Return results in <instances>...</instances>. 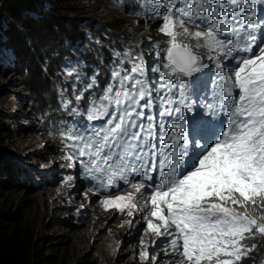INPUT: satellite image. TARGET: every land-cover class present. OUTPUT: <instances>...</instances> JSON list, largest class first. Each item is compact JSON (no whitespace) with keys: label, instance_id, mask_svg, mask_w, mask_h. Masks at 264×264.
Returning a JSON list of instances; mask_svg holds the SVG:
<instances>
[{"label":"snow or ice","instance_id":"snow-or-ice-1","mask_svg":"<svg viewBox=\"0 0 264 264\" xmlns=\"http://www.w3.org/2000/svg\"><path fill=\"white\" fill-rule=\"evenodd\" d=\"M134 8L161 21L158 62L148 68L142 55L113 50L103 88L78 59L61 66L59 105L71 119L53 123L63 159L98 177V192L117 182L133 190L102 204L146 213L144 231L161 251L150 255L141 240V261L264 264V254L251 256L264 237V214H252L264 213V0Z\"/></svg>","mask_w":264,"mask_h":264},{"label":"trees","instance_id":"trees-1","mask_svg":"<svg viewBox=\"0 0 264 264\" xmlns=\"http://www.w3.org/2000/svg\"><path fill=\"white\" fill-rule=\"evenodd\" d=\"M49 1L46 4L43 0H0V40L7 39V43L3 46V49L0 47V75L5 77V79L13 78L17 87L15 89H19V92L23 93L21 96L30 105L31 112L39 113L41 116H46L49 113L62 115V113L59 112L54 102L56 101V97L54 85L51 81L54 74L42 68L41 65L28 62L27 58L33 55L36 42L39 44L49 34L54 32V35H56L61 30L64 31L60 37L62 42L58 40L57 44L62 43L63 48H67V51H69V49H72L77 44H82L85 36L82 27L91 24L94 20L96 21L95 16L98 15L97 10H91L88 5L79 2L80 0H73V8L69 6L70 2L66 3L61 0ZM46 7H49L47 11ZM26 8L37 11L43 18L40 20L39 16L24 12L23 9ZM116 19V22H107L109 25L105 29L112 32L115 31L118 34L129 30L126 27L129 24H127L124 18L120 19L116 17ZM21 21L25 22L23 27L26 31L19 37L18 43L17 37L21 32L19 28ZM69 27H79L82 37H71L69 34H66L64 28L69 29ZM13 28L15 30H10ZM30 30L33 32L32 36L28 35L32 33ZM131 31L132 29L128 32ZM103 35L102 31L100 37L104 38ZM11 42L13 46H10ZM9 49L12 52H8L7 50ZM50 49L53 51L55 59L62 63L64 53L57 51L53 46H50ZM61 81L59 80L58 82L60 83ZM13 83L11 82L10 84ZM1 86L3 87V85ZM5 92H0V98H3L2 96L5 95ZM0 118V219L2 217L0 224L8 221L4 223L5 225L2 223L0 228L3 226L7 227L6 234H10L11 232L12 235L9 240L10 242H8L4 238V231L0 230V233H2V235L0 234V264H72V256L70 254L69 256L67 250L64 248L67 245L66 240L58 239L55 244L49 241L50 250L46 253L41 246L42 240L40 239L43 238H38L34 235L33 228L30 226L28 219L24 222L20 221V230L16 229L18 219L28 217L31 214L27 208L31 209L35 205L33 198L37 195V191L34 187L26 186V181H22L21 175L26 168L21 161H14L9 144L6 141L14 136L15 133L7 128L8 122L1 111ZM56 140H61L59 135L56 137ZM30 168L33 167L31 166ZM39 203L42 202L39 201ZM23 205L24 207L21 208ZM20 211L22 212L19 213ZM33 212L35 213L36 210ZM10 221L13 223L11 224ZM34 230L36 231V226H34ZM28 234L30 235L27 236ZM32 239L34 240L33 243L32 241L30 242ZM262 241L264 243V238ZM61 244L64 245L63 248H57ZM241 264H251V262H241Z\"/></svg>","mask_w":264,"mask_h":264},{"label":"rangeland","instance_id":"rangeland-1","mask_svg":"<svg viewBox=\"0 0 264 264\" xmlns=\"http://www.w3.org/2000/svg\"><path fill=\"white\" fill-rule=\"evenodd\" d=\"M79 2L88 5L91 10H97L98 15L95 16L97 20L95 22L100 23L98 26L102 29L103 34L107 22L117 21V13L106 7L107 5L104 3V0H80ZM129 18L130 20L127 23L133 24L131 23L133 18ZM24 23V21L19 23V28L21 29L20 36L26 31L23 27ZM149 30H151V33H155L151 24ZM31 34L33 35V32L28 35ZM92 45H89L88 48ZM37 47L39 46L37 45ZM65 49L67 50V48ZM7 51L12 52L11 50ZM27 59L31 63L40 61L34 54ZM67 59L69 57L63 54L62 61ZM90 70L88 67L83 73L89 74ZM0 78V85H6L7 90L5 95L2 96L3 98H0V111L6 118L7 124L11 127L9 130L15 133L14 136L7 140L13 156L12 158L14 161H21L24 163V166L32 165L33 168H26V170H31L33 176H35V180L38 182L35 183V188L40 186L36 190L37 195L33 198V202H42L39 203V210L37 212V207L31 209V214L26 218L30 223L34 222L36 224L38 236L43 234L45 236L62 235L68 237L72 241L71 249L75 254V264H84L85 262H90V264H146L138 258L139 251L144 247L140 243V233L142 231L139 228L134 229L133 226L137 224L129 223L132 222V216L128 215L127 224H123L119 220H107L110 214L109 212L104 213L100 217L93 215L96 214L94 211L87 214L84 211V207L87 209L89 203L87 201H79V203H76L77 199L68 195V193H71L72 185L70 182L72 181L66 182L64 178L77 174H70L67 171L68 166L56 162L58 157L55 155L54 148H56L55 137L59 135V128L55 127L54 129L44 130L46 125L42 124L43 126L41 125L39 130L30 125L29 130L23 133L24 130H22L21 126L28 128L29 124H31L27 122L30 112L25 110V108L21 109V105L26 103L23 96H21L23 93L18 92L7 79L3 80L2 77ZM54 92L57 101L59 100V95L55 89ZM60 113L62 115L58 114L57 116L60 123H64L67 116L63 112ZM43 145L47 149H43ZM34 166L38 168L40 173L35 172ZM60 171L63 177H61ZM72 177L74 182L78 181L77 176ZM23 207L24 205L21 208ZM34 210H36L35 213L33 212ZM252 214L259 216L264 213L260 209H257ZM263 238L257 237V241L255 242H260L262 247L257 252L251 253L252 257L258 258V254H264ZM136 242L137 244L134 245ZM252 242L254 241H248V243ZM145 243L150 246L152 242L145 239ZM156 252L158 251H151L150 253L151 255H155ZM247 261L251 260L246 258L242 262ZM162 264H168V261Z\"/></svg>","mask_w":264,"mask_h":264},{"label":"bare ground","instance_id":"bare-ground-1","mask_svg":"<svg viewBox=\"0 0 264 264\" xmlns=\"http://www.w3.org/2000/svg\"><path fill=\"white\" fill-rule=\"evenodd\" d=\"M16 1H18V0H16ZM61 1L66 2V3L70 2L69 6L71 8H73V6H74V3H73L74 1L73 0H61ZM108 1H111L112 4H110V5L107 4L106 7L111 9V10H113V12L117 13V15H118L117 18H120V19L124 18V20H126V22L128 20H130L129 17L133 18V21L131 22L133 24H129L128 26H126V27H128L129 30H127L125 32L122 31L120 34H118L115 31H113V33L117 36V38H116V40L114 42H112L109 45V50H108L109 55H106L105 52H103L104 46L101 45V41L103 40V38L100 37L101 34H102V31H101V29L98 26L100 23L95 22V20L91 24H88V25L82 27V31L85 34V36H84V38L82 40V44L81 43L77 44L76 46L72 47V49H69V51H67L65 48H63V44L62 43H58L57 44L58 40H60L61 34L64 33V31H61V30L59 32H57L56 35H54V32L52 34H49L48 37L46 39H42L39 44H37V42H36V47H35V50H34L33 54L36 55L40 59V61H38L36 64L37 65H41L42 68L46 69L47 71H51L54 74L53 79L51 81H52V83L54 85L55 91L60 96V99H61V97L63 95V93H61V89L66 87L65 81L62 78L61 66L62 65H66L68 61H70V60L74 61V60L78 59L80 61L81 69H83L82 73L88 67L91 69L90 73H89V76H91L94 72L99 71L100 75L98 76V81H99L100 87L103 88L104 85L107 83V79H106L107 75H108L107 68H108L109 62L112 60V55H110V53L112 52L113 45H114V50L121 51V52H123L125 50L138 49L139 53H137V54L138 55L143 54L145 56L144 61H145L146 65H147V67L151 68L152 65H153V62L157 61V57L155 56V51H156V47L155 46L156 45H160L161 47H163L164 46L163 42H165L168 39L164 34L160 33L159 30H158L157 25L160 24V22H161L159 19L154 18V17H148V16H145L143 14H137L141 10L134 8V5L136 4V0H108ZM43 2H46V4H48V2H50V1L49 0H43ZM48 8L49 7L45 8L46 11L48 10ZM126 9H131V10H126ZM23 11L26 12V13H31V14H33L35 16H39L40 20L43 18L37 11L29 10L28 8L23 9ZM150 24H151L152 29L155 31V33H151V30H149ZM108 25L109 24L105 25V27L108 28ZM124 26H122V27H124ZM131 29H132V31L128 32ZM10 30H15V29L13 28V29H10ZM64 30H66V34H69L71 37H82V32H79V27H69V29L64 28ZM19 37H20V35L18 34V37H17L18 43H19ZM6 40L7 39L0 40V47H2V49H3V46L7 43ZM60 42H62V40H60ZM91 44H93V45L88 48V46L91 45ZM37 45L39 47H37ZM10 46H13L12 42H11ZM50 46H53V47H55V49L57 51H61L64 54H66L69 57V59L63 60L62 63L59 60L55 59L54 53L50 49ZM61 48H63L64 50L61 49ZM199 51L202 52L203 50L201 49ZM150 53H151V55H149ZM102 55H103V58L101 59ZM101 62H102V64H101ZM0 77H2L3 80L5 79V77H3L1 75H0ZM7 80H8L9 83L14 82L11 85L14 86L15 88H17L15 80L13 78L7 79ZM59 80H62V81L59 83L58 82ZM0 81H1V78H0ZM0 89H2V90H0V92L7 91L6 90V85L5 86L3 85V87L1 86ZM17 91L19 92V89H17ZM60 99L57 100V101H54V102L56 103L59 112H62L61 109H60V105H59ZM21 106H22L21 109L25 108V110L30 112L28 114L27 122L31 123V124H29L28 128H26L24 126H21L22 130H24L23 133H25V131L29 130L30 125L32 127H35L36 129H39V130H40V126L42 124L46 125V128L44 130H47V129L50 130V129H54L55 128L53 121L54 120H59L57 115L49 113L46 116H41L39 113H32L29 104L25 103V104H22ZM70 119H71V117L67 116V119L65 120V122L69 121ZM77 119H81V117H77ZM27 122H26V124H27ZM6 126H7L8 129H11L10 125H6ZM55 139H56V137H55ZM55 141H56V148H54V150H55V155L58 157L56 162L58 164L63 163L66 166H68L67 171L70 174H77V175H71V176H77L76 178H78L77 182H74V179H72V182H70L71 185H72L71 186V193H68V195H70L72 198L77 199L76 203H79V201H83V202L87 201V203H89V207H87V209H86V207H84V211H86L87 214H89V213L94 211V212H96V214H93V215H97L98 217H100L104 213L109 212L110 214H109V217L107 218V220H109V221L110 220L111 221L119 220L123 224H127V220H128V210L127 209H125L123 212L118 211L115 207H109V208L106 209L103 206L102 201L105 198H108V197H115V196H119V195H125L128 192L133 191V190L129 186L124 185L121 182H117L118 187L112 188V189H106V190H102V191L98 192L97 181H98L99 178L97 177L96 179H91V176H92L91 173H89L88 177L86 178L85 173L83 172L82 169H78L76 167H71L70 168L69 164L72 163V162L63 159V157L66 154L65 150L63 148V143L64 142H62L61 140L60 141L59 140H55ZM42 148L43 149H47V148L44 147V145L42 146ZM44 154H46V153H44ZM31 166L32 165L24 166V167L25 168H30ZM35 172L40 173V171L36 167H35ZM35 175H39V174H35ZM60 175H61V177H63V174H62L61 171H60ZM21 179H22V181H26V186H28V187H34L35 188V183H38L35 180L36 178H35V176H33L32 171H29L28 169L25 170L22 173ZM39 187L40 186L36 187L37 189L36 188L35 189L38 190ZM20 191H22V190H20ZM140 203H142V201H138V205ZM34 204L35 205H33L31 207V209H34V208L37 207L36 209H37V212H38V210H39V201L38 202H34ZM27 209L31 211V209H29V207ZM145 214L146 213H144V212L135 213L132 216V222L131 223L137 224V225L133 226L134 229H138L139 228V230L142 231L140 233V236H141L140 241L141 240L145 241V239H146L147 241L152 242L153 240H155L157 238L155 236L151 235V234L145 233L144 229L146 227V223L143 220V216ZM93 215H90V216H93ZM26 218L27 217H25V218L21 217L16 222V229H18V231L20 230V227H19L20 221L24 222L26 220ZM0 220H2V217H1ZM5 222H8V221H5ZM10 223H11V221H10ZM30 226L33 228L34 235H36L38 238L39 237L43 238V239H40V240H42L41 241V246H42V249L46 253H48V251L50 250L49 241L50 242L52 241L55 244V242L58 239L59 240L60 239H64V241L66 240L67 241V245L64 246L63 244H61V245L57 246V248H63V246H64V248L67 250L68 255L70 254L72 256L71 257L72 258V264H75V254L73 253V251L71 249L72 241L68 237H65V236H62V235H57V236H47L46 235L45 236L43 234L38 236L39 235L38 234V230L37 231L34 230V226H36V224L33 222V223H30ZM6 228L7 227L3 226V227L0 228V230L4 231L5 234L3 233V235H4L5 240L10 242L9 240H10V237H12V235H11V232H10V234L9 233L6 234L7 233V229ZM11 228H12V225H11ZM16 233H18V232H16ZM0 234L2 235V233H0ZM29 235L30 234H28L27 236H29ZM144 236H145V238H144ZM28 238H31V237H28ZM31 241L33 243L34 240L32 239V240H30V242ZM30 242H28V243H30ZM136 244H137V242L134 245H136ZM151 245H152V243L148 247L149 253L151 251L153 252ZM30 247H31V245H30ZM54 249H56V248H54ZM54 249H52V250H54ZM155 251H158L160 253L161 248L160 247H156ZM158 252H156V254H158ZM61 254H62V252H61ZM150 255H151V253H150ZM165 261H168L167 257H165V260L162 263H164ZM144 263L150 264V262H144ZM84 264H90V262H85Z\"/></svg>","mask_w":264,"mask_h":264},{"label":"clouds","instance_id":"clouds-1","mask_svg":"<svg viewBox=\"0 0 264 264\" xmlns=\"http://www.w3.org/2000/svg\"><path fill=\"white\" fill-rule=\"evenodd\" d=\"M106 4V3H105Z\"/></svg>","mask_w":264,"mask_h":264}]
</instances>
